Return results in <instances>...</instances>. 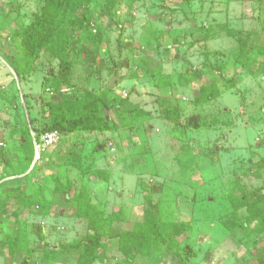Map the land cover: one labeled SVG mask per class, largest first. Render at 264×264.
I'll return each mask as SVG.
<instances>
[{
	"label": "rangeland",
	"instance_id": "rangeland-1",
	"mask_svg": "<svg viewBox=\"0 0 264 264\" xmlns=\"http://www.w3.org/2000/svg\"><path fill=\"white\" fill-rule=\"evenodd\" d=\"M44 4L0 0V264H264V0H75L64 57L18 75ZM91 97L110 131L35 161L29 138Z\"/></svg>",
	"mask_w": 264,
	"mask_h": 264
},
{
	"label": "trees",
	"instance_id": "trees-1",
	"mask_svg": "<svg viewBox=\"0 0 264 264\" xmlns=\"http://www.w3.org/2000/svg\"><path fill=\"white\" fill-rule=\"evenodd\" d=\"M75 0H45L44 7L41 12L35 17L33 23L25 28L17 31L16 36L21 39L23 46V59L20 66H16L18 75H22L26 71L33 69L34 64L40 58L41 54L48 50H55V54L65 55L66 28L69 24L67 18L72 14L75 9ZM61 72L68 71V64L65 61L61 62ZM112 92V90H109ZM215 96L211 93L209 88L203 89L200 100L202 102H210ZM116 99V98H115ZM115 101L107 102L101 97L89 98L83 106L80 112H73L72 114L65 112L59 117H56L50 126L48 132L59 131L63 132H106L112 128L110 117L111 107L115 106ZM163 106V103L160 102ZM165 114L168 119L178 120L175 117V112L164 106ZM133 113V111H131ZM30 143V155L34 158L35 147L32 137L29 138ZM24 142V140L22 141ZM69 196V195H68ZM77 200V199H76ZM242 200V206L245 207L244 199ZM264 200V188L260 190L259 202ZM258 203V202H257ZM255 202V206L257 205ZM39 207V206H38ZM40 208V207H39ZM260 222L264 224V216H261ZM89 228L96 231L97 235H93L88 239L83 240L77 246L84 245L89 252H96L101 247L100 240L97 236L100 235L102 224L99 221V217L93 215L89 218ZM124 239H129L127 235ZM136 240V239H134ZM143 242H136L132 255L129 259L133 260L135 255L144 253Z\"/></svg>",
	"mask_w": 264,
	"mask_h": 264
},
{
	"label": "built area",
	"instance_id": "built-area-1",
	"mask_svg": "<svg viewBox=\"0 0 264 264\" xmlns=\"http://www.w3.org/2000/svg\"><path fill=\"white\" fill-rule=\"evenodd\" d=\"M62 134L59 131H51L40 138L33 136L35 147V161L41 160L42 155L48 151L50 147L59 144Z\"/></svg>",
	"mask_w": 264,
	"mask_h": 264
},
{
	"label": "water",
	"instance_id": "water-1",
	"mask_svg": "<svg viewBox=\"0 0 264 264\" xmlns=\"http://www.w3.org/2000/svg\"><path fill=\"white\" fill-rule=\"evenodd\" d=\"M117 86L116 84V75H113L110 82V88L114 89Z\"/></svg>",
	"mask_w": 264,
	"mask_h": 264
}]
</instances>
